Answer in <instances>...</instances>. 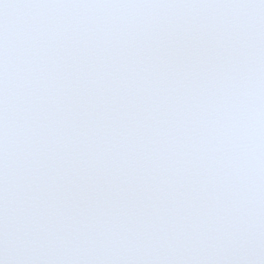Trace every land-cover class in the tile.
<instances>
[{"label": "snow or ice", "instance_id": "1", "mask_svg": "<svg viewBox=\"0 0 264 264\" xmlns=\"http://www.w3.org/2000/svg\"><path fill=\"white\" fill-rule=\"evenodd\" d=\"M0 264H264V0H0Z\"/></svg>", "mask_w": 264, "mask_h": 264}]
</instances>
